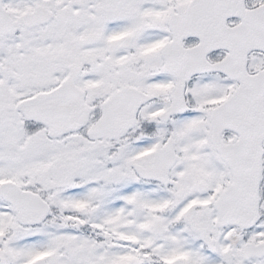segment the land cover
Returning <instances> with one entry per match:
<instances>
[{
  "label": "snow or ice",
  "instance_id": "obj_1",
  "mask_svg": "<svg viewBox=\"0 0 264 264\" xmlns=\"http://www.w3.org/2000/svg\"><path fill=\"white\" fill-rule=\"evenodd\" d=\"M0 264H264V0H0Z\"/></svg>",
  "mask_w": 264,
  "mask_h": 264
}]
</instances>
